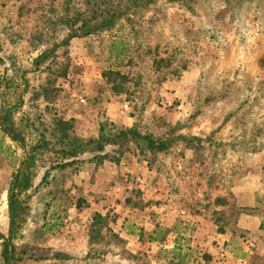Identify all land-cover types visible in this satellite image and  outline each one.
Instances as JSON below:
<instances>
[{"label":"rangeland","instance_id":"1","mask_svg":"<svg viewBox=\"0 0 264 264\" xmlns=\"http://www.w3.org/2000/svg\"><path fill=\"white\" fill-rule=\"evenodd\" d=\"M120 10L112 28L82 36ZM56 57L68 67L58 93L35 103L25 94L42 123L63 118L89 140L102 124L109 135L133 122L172 145L93 148L42 169L18 264H264V0H0L1 76L39 86ZM116 73L127 93L113 92ZM23 156L0 129L5 236Z\"/></svg>","mask_w":264,"mask_h":264},{"label":"trees","instance_id":"2","mask_svg":"<svg viewBox=\"0 0 264 264\" xmlns=\"http://www.w3.org/2000/svg\"><path fill=\"white\" fill-rule=\"evenodd\" d=\"M123 14L122 10L114 11L108 18H104L103 22H97L91 27H86L87 22L84 21L82 25L86 29L82 36L97 34L101 30L112 28L115 18ZM74 37H79V35L74 32L60 45H67ZM57 48L58 44H55L52 49L40 55L34 61L35 69L33 71H39L44 61L56 54ZM57 59L58 57L51 63L45 64L44 69L48 71H45L46 75L42 84L36 87L31 85V80L24 73L15 78L0 74V129L24 152L8 186L9 229L6 236L0 232V244L2 245L0 264H18L24 260V255L27 252L25 249L19 248V242L27 222L29 204L33 199L30 192L34 189L42 169H65L74 165L78 156L93 148L104 151L107 146L130 142L135 143L142 153H166L171 149L172 144L167 140L157 138L138 126L120 128L112 123L110 126L113 132L107 135L106 124H102L99 138L84 140L72 132L70 122L63 118L55 117L48 123H42L38 114L33 113L32 108L27 106L25 94L31 89L30 92L33 94L29 100L35 103L39 100L48 102L58 93L57 81L66 77L68 67L65 62L62 63ZM158 63L155 62L154 65L159 67ZM112 75L115 76L112 80L113 92L127 93L124 90L125 77L120 73ZM182 139L187 138L182 137ZM188 140L190 141V139ZM48 174H45L43 181L47 179Z\"/></svg>","mask_w":264,"mask_h":264},{"label":"crops","instance_id":"3","mask_svg":"<svg viewBox=\"0 0 264 264\" xmlns=\"http://www.w3.org/2000/svg\"><path fill=\"white\" fill-rule=\"evenodd\" d=\"M118 121V120H117ZM115 123H117V122H115ZM127 127H132V126H134V123L133 122H131V123H129L128 125H126ZM256 200L255 199H250L249 201H247L246 199H242V202L240 203L241 205H243V206H247V205H250V206H253V205H255V202ZM241 217H243V218H245L244 219V222L245 223H247V221L249 222V221H251L250 219H247V215H242ZM169 220L170 218L168 217V218H165L164 220ZM241 220H242V218H241ZM254 222L256 223V225H258V223H259V219H257V218H255L254 219ZM9 229V225H8V228H7V230ZM6 231V230H5ZM132 250H134V248H132ZM226 260H228V258H226ZM226 260H223V261H219V262H214V264H232L231 263V261L230 260H228V261H226ZM234 263V262H233ZM235 264V263H234Z\"/></svg>","mask_w":264,"mask_h":264}]
</instances>
